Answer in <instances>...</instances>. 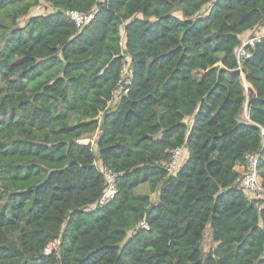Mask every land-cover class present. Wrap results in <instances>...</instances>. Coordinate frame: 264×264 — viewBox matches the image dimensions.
<instances>
[{"label": "trees", "instance_id": "16d2710c", "mask_svg": "<svg viewBox=\"0 0 264 264\" xmlns=\"http://www.w3.org/2000/svg\"><path fill=\"white\" fill-rule=\"evenodd\" d=\"M263 24L264 0H0V264H264L237 170L259 154L264 186V35L237 53Z\"/></svg>", "mask_w": 264, "mask_h": 264}, {"label": "built area", "instance_id": "2783aa9c", "mask_svg": "<svg viewBox=\"0 0 264 264\" xmlns=\"http://www.w3.org/2000/svg\"><path fill=\"white\" fill-rule=\"evenodd\" d=\"M67 15L72 20H74L79 26H84L93 19L94 12L93 11L80 12V11L70 10L67 11ZM262 36L263 34H255L254 37L251 36V38H247L246 40H243V44L241 46L242 56L249 55V52L246 50L245 46L248 44L254 45L257 41L260 40ZM131 75H132V71L130 68V64L129 62H126L124 64L122 80L120 82V88H119L120 92L122 90L126 91L127 84L131 82ZM185 149L186 147H183L176 149L174 151L175 156L173 160L170 163H168V168L170 172H175L185 160L183 155ZM180 159H183L181 163H180ZM247 159H248L247 165L243 166V171L241 172L239 185L250 198L260 199L264 205V186L262 184V178L258 170L259 154L250 153L248 154ZM104 172L106 175L107 186L104 190L102 197L98 201L99 206L109 202L111 199L114 198L115 194L117 193V185L115 180L116 175L107 169H105Z\"/></svg>", "mask_w": 264, "mask_h": 264}, {"label": "rangeland", "instance_id": "374dc122", "mask_svg": "<svg viewBox=\"0 0 264 264\" xmlns=\"http://www.w3.org/2000/svg\"><path fill=\"white\" fill-rule=\"evenodd\" d=\"M49 11H51V7L49 6V4H47V3H41L39 6H37V7H35V8L32 9L31 14L47 13ZM176 14L177 15H181L180 11H177ZM24 21H22V22H24ZM257 32H259L258 34H264V31H262V33H260L261 31L259 29H257ZM251 36L254 37L255 35L253 36V34L251 32L249 35H247L243 39L246 40L247 38H251ZM241 46L237 50L239 59H241L243 57L242 54H241ZM242 80L244 82L245 88L248 89L247 88L248 87V83L245 80V77L244 76H242ZM244 113H245V109H244ZM244 113L242 114V117L243 118H244ZM96 136H97V134H96ZM95 149H97L96 146H95ZM182 160L183 159H180V163L182 162ZM148 189H149L148 184H143V185H141L138 188V191H140V192H147ZM152 196H153L152 197L153 200H156V198H158V194L157 193H153ZM54 246H55V244L53 243L48 250L53 249ZM215 246H216V243H214L213 240L211 239L210 228L208 227L206 229V235H205V238H204V241H203V249H204L205 252H208L209 250H211Z\"/></svg>", "mask_w": 264, "mask_h": 264}, {"label": "crops", "instance_id": "0c3cea01", "mask_svg": "<svg viewBox=\"0 0 264 264\" xmlns=\"http://www.w3.org/2000/svg\"><path fill=\"white\" fill-rule=\"evenodd\" d=\"M257 29H259L261 32L260 33H262V31H264V25H260L259 27H257V28H255L254 30H250V31H247V32H245L243 35H242V38H245L247 35H249L251 32H252V34L253 35H255V34H258L259 32H257ZM264 35V34H263ZM244 40V39H243ZM248 83V82H247ZM248 90L250 89V88H252V86H251V84L250 83H248ZM244 109H245V113H244V119H249V113H248V104H247V100H246V102H245V105H244ZM190 123H191V120H190ZM187 154H188V152H187V148L184 150V152H183V155H184V158H186L187 157ZM237 170L238 171H240V172H242L243 171V166H237Z\"/></svg>", "mask_w": 264, "mask_h": 264}, {"label": "water", "instance_id": "95a60500", "mask_svg": "<svg viewBox=\"0 0 264 264\" xmlns=\"http://www.w3.org/2000/svg\"><path fill=\"white\" fill-rule=\"evenodd\" d=\"M128 54V51L125 49L124 51H123V55H127Z\"/></svg>", "mask_w": 264, "mask_h": 264}]
</instances>
